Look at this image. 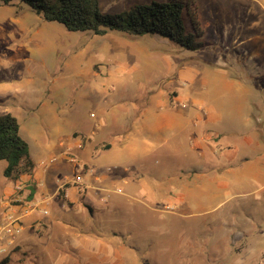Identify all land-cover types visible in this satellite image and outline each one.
I'll use <instances>...</instances> for the list:
<instances>
[{
    "label": "crops",
    "instance_id": "crops-1",
    "mask_svg": "<svg viewBox=\"0 0 264 264\" xmlns=\"http://www.w3.org/2000/svg\"><path fill=\"white\" fill-rule=\"evenodd\" d=\"M233 1L253 26L264 23V0ZM227 11L222 16L227 23H241L242 15L231 18ZM215 20L204 11V28L212 27ZM21 87L0 86V105L8 103L0 115L23 118L20 133L29 144L34 169L0 181V229L11 219L18 221L13 236L3 234L0 239V248L6 249L0 253V264H146L151 260L159 264L157 255L150 261L140 259L146 246L126 242V227L147 233L149 250L156 244L160 249L153 253L158 254L166 246L160 238L175 235V229L162 221L175 220L177 215L162 212L161 207L178 206L182 217L191 215L193 208L208 215L234 198L264 195V190L248 184L251 179L264 185V145L259 135L249 133L242 144L229 145L234 155L244 152L239 162L225 169L207 167L204 173V154H216L222 135L214 133L212 126L220 120L217 110L223 107L222 96L231 94L228 88L214 90L207 101L210 111L204 115L192 110L191 103L149 100L131 105L109 101L107 88H83L86 101L99 108L88 115L68 100L67 93L74 88H61L45 101L43 88ZM242 118L248 123V117ZM182 152L194 170L185 171L184 179L176 169L161 177L172 172L159 170L161 163L172 162ZM220 168L229 178L218 182L211 173ZM18 184L24 186L21 194L16 191Z\"/></svg>",
    "mask_w": 264,
    "mask_h": 264
},
{
    "label": "rangeland",
    "instance_id": "rangeland-1",
    "mask_svg": "<svg viewBox=\"0 0 264 264\" xmlns=\"http://www.w3.org/2000/svg\"><path fill=\"white\" fill-rule=\"evenodd\" d=\"M152 1L162 0H101V9L104 13H117ZM197 1L200 29L205 35L200 39L208 42L197 52L180 49L159 36L109 33L101 37L70 32L58 23L45 21L26 5L17 2L6 5L0 1V60L9 63H0V86L43 88L45 101L51 100L61 88H74L68 91V100L88 115L97 113L99 108L97 103L86 101L83 88H107L109 101H127L131 105L149 100L191 103L192 110L203 115L210 111L206 107L211 103L207 101L216 93L214 90L228 88L233 96H222L219 103L223 107L217 110L220 120L212 126L214 133L222 134V139L216 144V154H204V171L213 166L225 169L245 156L243 151L234 155L230 144H242L250 133L259 135L257 138L264 145V28L260 27L264 23L253 26L251 18L245 12L240 14L233 0ZM204 11L216 18L212 27L204 28ZM225 11L231 18L242 15L241 23H227L222 17L223 13L227 15ZM188 19L185 17V24L192 30ZM38 21L44 25L37 26ZM42 54L50 55L42 59ZM237 98L249 124L240 115ZM7 105L1 104L0 109ZM19 119L24 126L23 118ZM187 161L183 152L170 163L164 160L159 170L170 168L172 172L162 173L161 177L176 169L177 176L184 179L185 171L194 170L189 169ZM5 166L6 162L0 161V181L8 179L4 176ZM221 168L211 173L218 176V182L229 178ZM248 184L254 190H264L263 184L251 179ZM179 191L186 193L188 189ZM239 191L234 188V192ZM261 195L257 199L234 198L208 215L193 208L191 215L182 217V208L178 206L171 210L161 207L162 212L177 214L175 220L162 221L175 229V235L160 238L161 244L166 245L165 252L153 253L160 249L156 244L150 251L149 235L138 229H124L126 242L137 241L146 246L144 258L139 256L140 259L150 261L157 255L158 262L162 261L159 264H264V195ZM146 264L157 263L151 260Z\"/></svg>",
    "mask_w": 264,
    "mask_h": 264
},
{
    "label": "trees",
    "instance_id": "trees-1",
    "mask_svg": "<svg viewBox=\"0 0 264 264\" xmlns=\"http://www.w3.org/2000/svg\"><path fill=\"white\" fill-rule=\"evenodd\" d=\"M29 7L45 21L58 23L70 32L106 36L119 33L134 37L159 36L180 49L197 52L208 44L202 41L197 0H162L135 4L117 13H104L101 0H0ZM191 22L192 30L185 24ZM0 161L7 163L4 176L17 179L31 173L34 164L20 123L11 113L0 115ZM3 261L1 264H4Z\"/></svg>",
    "mask_w": 264,
    "mask_h": 264
},
{
    "label": "built area",
    "instance_id": "built-area-1",
    "mask_svg": "<svg viewBox=\"0 0 264 264\" xmlns=\"http://www.w3.org/2000/svg\"><path fill=\"white\" fill-rule=\"evenodd\" d=\"M77 182L81 181V177H77L76 178ZM16 191L18 192V194L23 193L24 191V186L22 184H18L16 187ZM16 201H20L19 199H16ZM47 213V212H45ZM18 223V221L16 219H11L9 224H7L4 228L0 229V239L3 238V234H8L9 236H13L14 234V226ZM6 249L4 248H0V253H5Z\"/></svg>",
    "mask_w": 264,
    "mask_h": 264
}]
</instances>
